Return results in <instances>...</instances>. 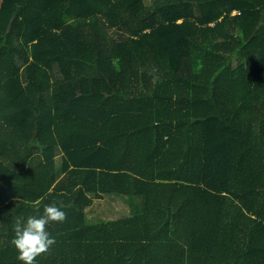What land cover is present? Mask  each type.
Segmentation results:
<instances>
[{
	"label": "trees",
	"instance_id": "1",
	"mask_svg": "<svg viewBox=\"0 0 264 264\" xmlns=\"http://www.w3.org/2000/svg\"><path fill=\"white\" fill-rule=\"evenodd\" d=\"M51 203L37 264H264V0H0V264Z\"/></svg>",
	"mask_w": 264,
	"mask_h": 264
},
{
	"label": "clouds",
	"instance_id": "2",
	"mask_svg": "<svg viewBox=\"0 0 264 264\" xmlns=\"http://www.w3.org/2000/svg\"><path fill=\"white\" fill-rule=\"evenodd\" d=\"M157 78L153 77L155 82ZM66 213L55 203L45 204L39 216H17L13 222L12 246L18 253L17 259L22 264H37L36 258L47 252L55 244V237L47 230L50 222H63Z\"/></svg>",
	"mask_w": 264,
	"mask_h": 264
},
{
	"label": "crops",
	"instance_id": "3",
	"mask_svg": "<svg viewBox=\"0 0 264 264\" xmlns=\"http://www.w3.org/2000/svg\"><path fill=\"white\" fill-rule=\"evenodd\" d=\"M102 212H105L106 215H101ZM107 213H110V217L107 216ZM129 214L130 209L127 202L116 194L104 195L103 198L94 199L93 203L84 209L86 223L116 219ZM12 248L15 250L14 247Z\"/></svg>",
	"mask_w": 264,
	"mask_h": 264
},
{
	"label": "rangeland",
	"instance_id": "4",
	"mask_svg": "<svg viewBox=\"0 0 264 264\" xmlns=\"http://www.w3.org/2000/svg\"><path fill=\"white\" fill-rule=\"evenodd\" d=\"M147 2H149V0H146ZM56 159H57V161H59V157H60V152L59 151H57L56 152ZM106 212H108V211H106ZM111 212V211H110ZM101 215H103V216H105L106 215V213L105 212H102V213H100ZM107 216H109L110 217V213H107Z\"/></svg>",
	"mask_w": 264,
	"mask_h": 264
}]
</instances>
